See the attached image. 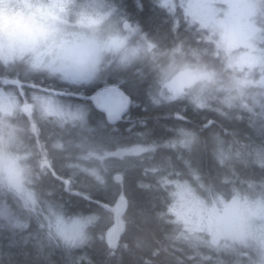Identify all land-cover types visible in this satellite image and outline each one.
<instances>
[{"label":"clouds","instance_id":"1","mask_svg":"<svg viewBox=\"0 0 264 264\" xmlns=\"http://www.w3.org/2000/svg\"><path fill=\"white\" fill-rule=\"evenodd\" d=\"M122 2L0 0V69L9 73L0 77V233L31 242L45 262L60 250L78 264L76 252L105 243L117 222L113 205L121 188L114 180L136 166L144 147L108 149L83 134L67 142L41 139L43 125L89 127V105L50 89L118 88L135 76L152 107L179 106L236 121L247 116L249 127L264 130V0H151L172 21L174 34L181 25L186 33L168 47L133 23ZM248 55L251 66L240 62ZM100 131L110 135L112 129L104 124ZM170 131L163 147L172 155L152 186L166 201L156 213L167 227L160 251L173 264H264V181L225 189L227 179H208L195 160L207 150L221 170L264 168V145L234 134L226 140L219 132L205 139L204 127L186 123ZM58 159L68 173L67 190L86 202L98 193L111 198L96 209L52 199L41 181L55 173ZM131 206L125 195L122 236L132 222ZM114 254L106 247L109 258Z\"/></svg>","mask_w":264,"mask_h":264},{"label":"trees","instance_id":"2","mask_svg":"<svg viewBox=\"0 0 264 264\" xmlns=\"http://www.w3.org/2000/svg\"><path fill=\"white\" fill-rule=\"evenodd\" d=\"M120 7L126 12L128 18L133 23H139L142 30L149 37L159 42L161 47L170 46L181 33L182 25L174 34L172 31V21L160 10L156 9L151 0H123ZM170 32V33H169ZM9 73L5 69H0V77ZM100 83L88 88L72 89L67 96L74 102L80 104L78 93L82 92L85 104L90 106L87 115L89 127L79 128L66 125L60 128L55 124L43 125L41 128V139L51 138L62 141H71L74 137L83 134L92 136L100 141L106 148L114 149L123 144H142L141 155L136 166L127 171L120 181L114 183L121 188V194L117 197L113 205V214L117 217V222L112 227L119 225L124 232L123 225L119 222V216L115 207L120 199H125V195L132 201L129 208L131 223L124 235H120L114 247L107 241L105 233L104 244H97L94 248L78 251L74 255L78 264H173V260L163 251H160L161 241L167 227L156 219V213L165 210L166 201L162 192L156 191L152 186L157 178L162 174L160 165L164 159L172 155L170 149L163 147L166 140L170 139L173 129L178 123H186L188 127L200 129L204 127L201 135L207 139L210 132H219L220 135L230 140L232 134L241 141L253 146L264 145V130L249 127L247 116L244 120H229L216 116L213 113H194L191 110L181 111L179 106L152 107L148 104L145 93V84L140 83L138 77L128 76L126 83L119 86L131 97L132 105L127 119H123L116 126H109L104 116L93 109L88 101V96L98 87ZM18 86V85H17ZM84 104V103H83ZM107 124L112 132L110 135H103L101 129ZM201 171L208 179L216 181L227 179L230 183L223 185L225 189L233 184L240 186L242 181H264V168L256 165H237L232 172L221 170L215 164L207 150H201L195 156ZM62 160L56 161V171L41 181L44 189L51 192V198L68 202L72 208L96 209L103 206L111 197L106 194H96L92 202H86L82 197L75 194V189L67 190L65 183L67 171L62 170L60 164ZM68 162H71L69 158ZM178 166H182L177 161ZM79 177V181L85 180ZM119 223V224H118ZM102 227V226H101ZM124 244L128 249L124 250ZM139 245V247L137 246ZM106 247L115 250L112 257L106 255ZM156 253V254H154ZM177 255H180L177 253ZM0 264H70L67 257L60 250L51 253L47 262L37 256L31 242L23 243L20 237L10 233H0ZM191 264V262H188Z\"/></svg>","mask_w":264,"mask_h":264},{"label":"water","instance_id":"3","mask_svg":"<svg viewBox=\"0 0 264 264\" xmlns=\"http://www.w3.org/2000/svg\"><path fill=\"white\" fill-rule=\"evenodd\" d=\"M91 106L94 110L104 116L105 122L109 126H116L125 117L128 116L132 107V100L125 93V91L119 86L109 87L100 86L96 88L91 95L88 96ZM131 101V103H128ZM121 177H116V181H120ZM119 207L118 214H121L124 210V200L120 199L116 204V209ZM117 213V211H116ZM115 233V238H112V233ZM122 233V228L117 225L109 231L107 234V240L111 247H114Z\"/></svg>","mask_w":264,"mask_h":264},{"label":"rangeland","instance_id":"4","mask_svg":"<svg viewBox=\"0 0 264 264\" xmlns=\"http://www.w3.org/2000/svg\"><path fill=\"white\" fill-rule=\"evenodd\" d=\"M169 33H170V32H169ZM181 33H182V35H186V33L184 32V28H183V26H182ZM240 62H241V64H246V65L251 66V65L254 63V58H253L251 55H248V56L242 57ZM6 76H7V75H6ZM100 84H101L100 86H106L105 83H100ZM8 87H11V85H9ZM16 88H17L19 94H20L21 96H23V91L19 89V86H16ZM50 90L53 91V92H55L57 95L67 96V95L69 94V92L66 91V90L57 91V88H52V89H50ZM78 96L80 97L79 99H81V100H80V104H83V103L85 104L86 99H84V95H83V93H82V92L78 93ZM88 101H89V100H88ZM89 103H90V101H89ZM133 104H134V103H133ZM134 105H135V104H134ZM128 117H129V116H127L125 119H127ZM115 210H116V207H115ZM118 224H119V223H118ZM112 228H113V227H112ZM112 228H111V229H112ZM111 229H110L109 231H111ZM109 231L107 232V234L109 233ZM106 239H107V237H106ZM107 241H108V240H107Z\"/></svg>","mask_w":264,"mask_h":264},{"label":"snow or ice","instance_id":"5","mask_svg":"<svg viewBox=\"0 0 264 264\" xmlns=\"http://www.w3.org/2000/svg\"><path fill=\"white\" fill-rule=\"evenodd\" d=\"M115 211H117V214H118V212H119V207H118ZM111 235H112V238L114 239V238H115V233L113 232Z\"/></svg>","mask_w":264,"mask_h":264},{"label":"bare ground","instance_id":"6","mask_svg":"<svg viewBox=\"0 0 264 264\" xmlns=\"http://www.w3.org/2000/svg\"><path fill=\"white\" fill-rule=\"evenodd\" d=\"M126 93V92H125ZM127 94V93H126ZM128 95V94H127ZM129 96V95H128ZM130 97V96H129ZM130 99H131V97H130ZM132 100V99H131ZM132 105H133V102H132Z\"/></svg>","mask_w":264,"mask_h":264}]
</instances>
